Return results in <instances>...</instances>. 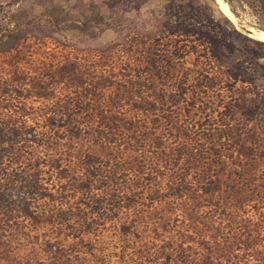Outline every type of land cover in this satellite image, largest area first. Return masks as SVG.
Returning <instances> with one entry per match:
<instances>
[{
	"label": "trees",
	"instance_id": "16d2710c",
	"mask_svg": "<svg viewBox=\"0 0 264 264\" xmlns=\"http://www.w3.org/2000/svg\"><path fill=\"white\" fill-rule=\"evenodd\" d=\"M45 15L115 37L14 85L43 104L33 125L0 115V264H264V42L215 0ZM17 45L0 25V54Z\"/></svg>",
	"mask_w": 264,
	"mask_h": 264
},
{
	"label": "rangeland",
	"instance_id": "374dc122",
	"mask_svg": "<svg viewBox=\"0 0 264 264\" xmlns=\"http://www.w3.org/2000/svg\"><path fill=\"white\" fill-rule=\"evenodd\" d=\"M215 1L218 8L219 2H225L224 0ZM231 3L237 15L236 17L231 12L235 22L221 13L233 23L237 30L256 40L250 35V30L264 31V16L240 0H231ZM46 19L45 0H0L1 28L14 31L18 39L15 49L0 54V115L22 118L27 121V125H33L32 119L42 113L40 109L43 103L33 99L27 90L21 94L13 92L14 85L22 81L23 84H27L26 76L38 73L44 63H59L67 58L82 57L86 47H100L115 37L111 31L93 40L71 38L69 32H58L52 35L47 28H44ZM65 36L68 37L66 41ZM262 125H264V116ZM38 155L40 157V154ZM44 168V164L40 163V169ZM25 244L31 246L30 243Z\"/></svg>",
	"mask_w": 264,
	"mask_h": 264
},
{
	"label": "bare ground",
	"instance_id": "6f19581e",
	"mask_svg": "<svg viewBox=\"0 0 264 264\" xmlns=\"http://www.w3.org/2000/svg\"><path fill=\"white\" fill-rule=\"evenodd\" d=\"M219 8L221 12L226 15L231 21L235 22V18L231 13L228 4L225 2H219ZM250 35L258 41L264 42V31L250 30Z\"/></svg>",
	"mask_w": 264,
	"mask_h": 264
}]
</instances>
